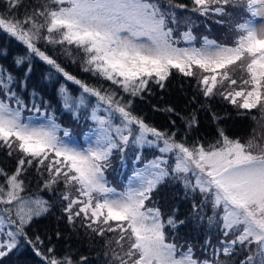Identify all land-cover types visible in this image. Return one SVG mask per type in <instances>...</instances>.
Returning <instances> with one entry per match:
<instances>
[{
  "label": "snow or ice",
  "instance_id": "1",
  "mask_svg": "<svg viewBox=\"0 0 264 264\" xmlns=\"http://www.w3.org/2000/svg\"><path fill=\"white\" fill-rule=\"evenodd\" d=\"M0 5V33L23 46L14 64L26 68L18 80L0 65V148L19 154L14 173L0 168V264H11L24 247L39 264H92L87 256L59 258L51 237L46 244L30 234L33 221L53 208L39 194H26L23 177L32 167L43 180L41 191L55 195L63 184L61 211L73 228L79 222L90 239L102 238L97 258L102 255L105 264H234L241 254L238 264H264V133L242 140L218 124L217 139L206 145L188 140L199 125L194 112L181 116L183 137L179 128L162 131L135 112L137 100L151 95L153 86L165 90L178 73L194 80L209 104L219 96L238 115L257 110L258 123L264 121V0H0ZM191 14L227 27L234 33L231 43L197 36ZM8 54L0 49V56ZM58 55L78 63L97 83L71 74ZM37 61L49 67L47 80L63 78L59 101L83 125L86 144L58 123L38 92L27 100L22 94ZM69 82L78 86V95ZM156 110L180 115L171 106ZM171 124L176 127L175 120ZM129 155L132 168L126 172ZM114 159L120 162L119 189L107 177ZM167 184H179L192 200V219L219 233L216 244L206 236L204 258L196 256L192 243L185 248L177 239L186 221L165 216L157 205L154 194Z\"/></svg>",
  "mask_w": 264,
  "mask_h": 264
},
{
  "label": "trees",
  "instance_id": "2",
  "mask_svg": "<svg viewBox=\"0 0 264 264\" xmlns=\"http://www.w3.org/2000/svg\"><path fill=\"white\" fill-rule=\"evenodd\" d=\"M34 2V0H33ZM182 2L190 3V0H182ZM2 8V5H0ZM23 10V9H21ZM21 12V11H20ZM194 15V14H193ZM196 17V16H194ZM199 23V27L204 33H208L216 40H226L230 38V32L227 35L221 34L218 29L224 27L220 24H216L213 20L204 21L203 17ZM207 25V26H206ZM219 33L215 35L214 33ZM50 47V46H49ZM6 48L8 55L6 57L0 56V65H3L8 71L12 72L18 80L23 79L26 68L24 66L16 67L14 64V57L23 51V46L18 42L10 40L6 34L0 33V49ZM59 62L69 71L86 81L89 84L97 83L95 77H92L89 73H85L81 70L78 63L74 64L63 55H58ZM49 71V67L42 62H35L32 66V72L27 80V90L22 94L25 99H29L28 94L33 90L39 93L45 100H48L57 117L58 123L62 127L69 128L73 136L81 142L84 141L82 132L84 130L83 125L78 123L70 112L65 111L59 101L57 95L60 83H64L61 77L59 83L56 81L47 80L46 74ZM107 84V82H104ZM73 95L79 94V88L69 82L68 84ZM195 97V102H192V98ZM94 100V98H93ZM201 105H204L201 107ZM173 107L180 115H175L165 111H157L156 109H164L166 107ZM136 114L144 117L146 122L152 126L164 131V130H176L179 128V135L184 136L186 129L184 128V122L181 116H190L193 112L196 114L199 125L188 133L189 142L199 139L204 144H208L213 139L218 137L217 126L219 124L228 136L232 138L243 137L249 130V126L254 125L252 119L259 113L257 110H253L252 113L247 115H238L237 109L230 105L227 101L222 100L219 96L215 97L209 104L204 97L198 94L197 89L194 86V80L183 77L180 74H174L167 82L165 90H161L158 87L153 86L151 95H147L144 100H137L135 104ZM213 113L222 117L219 121L213 120ZM26 114V113H25ZM70 114V115H69ZM29 115V113H28ZM83 119V117H81ZM175 120L176 127L174 128L171 121ZM252 123V124H251ZM251 131V130H250ZM151 150H145V156L151 158ZM19 154L13 153L12 156L8 155L7 148H0V168L4 169L8 174L14 173L17 166V159ZM120 168V162L118 159H114L113 168L107 172V177L111 181L112 175L116 174V169ZM132 168V165L129 166ZM114 173V174H113ZM47 174L45 173V177ZM24 180L27 187L26 194H39L45 199H48L51 203L56 200V204H53L51 212L45 216H42L33 221L30 226V234H38L45 239V243H48L47 238H52V245H55V252L59 258H62L66 254L71 255L74 260H79L80 256H87L92 264H105L104 258L101 255L97 258V253L103 252V240L100 237H92L91 239L85 233V230L79 227L77 222L76 228H73L68 224L67 219L60 208L59 193L62 192L63 184L58 186V191L55 195L48 191H41L43 180L40 178L35 167L27 169L24 174ZM4 177L0 176V183H3ZM56 198V199H55ZM154 198L157 205L161 208L162 212L167 215L175 214L178 219L185 220V224L181 225L177 231V239L185 244L192 243L194 245L195 254L200 258H204L206 255L203 251L198 252L197 249L199 241L202 244V238L205 236V229L208 234L211 235L212 242L218 243L220 236L215 230H209L204 225L199 224L192 219V200L185 198L184 190L179 184H167L161 186L159 191L154 194ZM199 197H197V202ZM60 208V210H58ZM62 212L61 214L56 211ZM60 233V238H56V233ZM187 234V235H186ZM110 237L114 234L109 233ZM183 239H181V238ZM206 238V237H205ZM196 242H195V241ZM188 241V242H187ZM77 248H79L77 250ZM223 258V257H222ZM243 258V255H237L235 257L234 264H238V261ZM11 264H39V258L34 255L29 247L21 248L20 251L11 257Z\"/></svg>",
  "mask_w": 264,
  "mask_h": 264
},
{
  "label": "rangeland",
  "instance_id": "3",
  "mask_svg": "<svg viewBox=\"0 0 264 264\" xmlns=\"http://www.w3.org/2000/svg\"><path fill=\"white\" fill-rule=\"evenodd\" d=\"M21 12L19 13L21 16H23L24 15V10H20ZM191 15H193V14H191ZM195 16V14L193 15V17ZM195 19H196V27L193 29V31H194V33L197 35V36H201V35H208L209 37H211V38H214L213 36H211L210 34H208V33H204V31H202L201 30V27H199V23H197V21H198V19H199V22L202 20V18H200V17H194ZM224 29H226V31L225 30H222L221 29V27L218 29V31H222L221 32V34H224V35H227L229 32H228V29H227V27H224ZM215 35H217V34H219V33H214ZM233 35H234V33H230V38H228V39H226V40H218V41H220V42H228V43H231V41H232V37H233ZM214 39H216V38H214ZM238 75H239V73H238ZM194 86H195V88H196V84H195V81H194ZM71 114V113H70ZM69 114V115H70ZM25 115H28V113H26ZM256 117H257V119L254 121V125H253V127L252 126H249V130L246 132V134L243 136V137H239V138H241L242 140H247L249 137H251L252 135H254V134H259V133H264V127H261V124H264V121H260L259 123H258V121L260 120V113H257L256 114ZM252 124V123H251ZM251 130V131H250ZM253 130H255V133H254V131ZM74 138H76V137H74ZM82 139H84V138H82ZM217 139V138H216ZM216 139H213L212 141H214L215 142V140ZM79 142L81 143V144H86L87 143V141H85V139H84V141H80L79 140ZM151 155H152V152H151ZM131 165V156L129 155V158H128V161H127V169H126V172H130L131 171V168H129V166ZM114 174V173H113ZM113 176V178H115V179H113V180H111L112 182H113V184L119 189L120 187H121V185H120V183H119V177L115 174V175H112ZM56 199V198H55ZM52 203L55 205L57 202H56V200H53L52 201ZM61 208V207H60ZM60 208L58 209V210H60ZM56 211V212H58V213H62V212H60V211ZM203 227H207L206 226V223L204 224V226ZM205 236L202 238V244H200V241H199V244H198V247H197V249L199 250L198 252L200 253V251H203L202 250V248H201V245H203V243H204V240H205V237L207 236V234H208V231H207V229H205ZM187 235V234H186ZM218 235H219V233H218ZM181 238V237H180ZM181 239H183V238H181ZM195 241V240H194ZM188 242V241H187ZM196 242V241H195ZM184 243V242H183ZM213 244H216V240H215V242H212ZM79 248H77V250H78ZM196 256L198 257V255L196 254ZM223 259V258H222Z\"/></svg>",
  "mask_w": 264,
  "mask_h": 264
}]
</instances>
